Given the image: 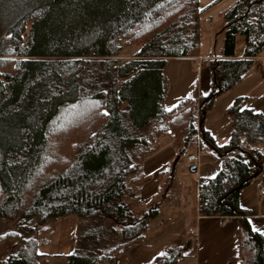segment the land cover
Instances as JSON below:
<instances>
[{
  "label": "trees",
  "instance_id": "1",
  "mask_svg": "<svg viewBox=\"0 0 264 264\" xmlns=\"http://www.w3.org/2000/svg\"><path fill=\"white\" fill-rule=\"evenodd\" d=\"M200 19L199 0H0V220L16 227L0 242L18 245L1 264H45L49 220L70 215L76 244L64 264H118L156 216V207L137 214L135 202L142 162L169 132L172 168L197 144L221 161L200 182L198 214L236 217L239 264H264V235L239 203L264 174V118L237 97L225 143L204 128L214 99L264 56V0H236L221 15V50L203 61L209 93L166 107L164 67L199 54ZM122 41L138 49L120 60ZM192 240L166 247L156 264H176Z\"/></svg>",
  "mask_w": 264,
  "mask_h": 264
},
{
  "label": "crops",
  "instance_id": "2",
  "mask_svg": "<svg viewBox=\"0 0 264 264\" xmlns=\"http://www.w3.org/2000/svg\"><path fill=\"white\" fill-rule=\"evenodd\" d=\"M221 47L216 53L220 52ZM235 54L241 55L237 52ZM214 55V52L203 54L199 49L198 55L174 57L168 60L164 67L167 77L166 107L175 104L194 89L198 95L209 93L212 75L210 67L203 61ZM262 57L257 58L259 61L255 59L250 71L239 82L217 96L210 110L207 111L204 128L218 144L225 143L229 138L231 119L226 115V109L237 97H247L245 106L262 114L264 118ZM173 60H184L188 63L184 70L174 72V68L169 67ZM157 144L158 149L142 162L144 179L141 180L139 188V200L135 202L137 214L146 213L153 207H156L157 213L155 218L147 219L146 236L132 240L121 247L118 264H156L157 257L166 247L185 243L190 238L193 240L186 250L190 246L195 249L184 252L176 264H190L191 259H194L193 264H239L238 219L236 217H206L198 214L200 182L204 178L215 176L221 169V161L202 149L199 160L194 163L195 171H190L191 164L182 157L172 168L176 152L172 146L170 132L159 137ZM164 168L166 169L159 171ZM166 172L169 174L166 190H171L170 194H164L160 199L155 200V193L161 189L159 176L161 174L163 176ZM239 203L247 213L251 229L264 235V174L240 189ZM71 217L73 228L76 223L74 215L60 217V219L67 220ZM72 228L69 230L70 234H72ZM55 229L50 242L43 245L52 244L54 241L60 247L63 246L62 223L56 221ZM67 241L70 242V247L65 255L75 249V240ZM49 251L47 253L40 251V253L53 254Z\"/></svg>",
  "mask_w": 264,
  "mask_h": 264
},
{
  "label": "rangeland",
  "instance_id": "3",
  "mask_svg": "<svg viewBox=\"0 0 264 264\" xmlns=\"http://www.w3.org/2000/svg\"><path fill=\"white\" fill-rule=\"evenodd\" d=\"M236 0H199V8L201 12V19H200V51L203 54H208L209 52H217L219 48L221 47V44L223 43V34L220 31L221 28V15L228 10L231 6L235 4ZM207 19V21H205ZM244 46V37L240 34L236 37V52L241 53L240 51L243 49ZM137 47H130L125 46L122 41V51L120 55H118L116 58L123 60L125 58H130L133 56L135 51H137ZM259 61V59H257ZM187 61L184 60H173L171 61L170 68H174L175 71H182L185 69V66L187 65ZM194 76L195 73L193 72ZM192 82V81H191ZM210 110V109H209ZM208 110V111H209ZM227 115V114H226ZM166 168L159 170L163 171ZM158 172V171H157ZM194 174V173H193ZM157 175V174H156ZM161 177V178H160ZM160 180V187L159 191L155 193V200L160 199L162 195L170 194L171 190H166V186L169 183V174L166 172L163 176L162 174L159 176ZM72 217L68 218L67 220H61L60 218L50 219L49 220V228L48 231L45 232L44 237L49 238V242L51 239V235L54 233L55 224L62 223L63 225V246L60 247L58 244H56L54 241L52 244L49 245H40L39 248L41 252L47 253L53 252V254L45 255L44 259L45 264H64L65 263V257L61 255H65L66 252H68V248L70 247V242H68V239H74V244H76V223H74L72 228ZM13 220H6L1 219L0 220V234L5 233L9 229H15ZM72 230V234L69 230ZM115 240V239H114ZM72 241V240H70ZM48 242V243H49ZM69 243V244H68ZM116 241H113L111 239L110 245L107 244V246H113L115 245ZM68 244V245H67ZM18 245L15 244L13 241H2L0 242V264L3 261H6L7 258L11 255H14L17 250ZM195 249V247L190 246L185 252H189L190 250ZM194 263V259H191L190 264ZM44 264V263H43Z\"/></svg>",
  "mask_w": 264,
  "mask_h": 264
},
{
  "label": "built area",
  "instance_id": "4",
  "mask_svg": "<svg viewBox=\"0 0 264 264\" xmlns=\"http://www.w3.org/2000/svg\"><path fill=\"white\" fill-rule=\"evenodd\" d=\"M262 60H263L262 70L264 71V56L262 57ZM201 152H202V148L200 147L199 144H197V147L193 152H183L181 157L185 158L188 163L194 164L196 161L199 160Z\"/></svg>",
  "mask_w": 264,
  "mask_h": 264
},
{
  "label": "water",
  "instance_id": "5",
  "mask_svg": "<svg viewBox=\"0 0 264 264\" xmlns=\"http://www.w3.org/2000/svg\"><path fill=\"white\" fill-rule=\"evenodd\" d=\"M189 169H190V171H195L196 165L195 164H191Z\"/></svg>",
  "mask_w": 264,
  "mask_h": 264
},
{
  "label": "snow or ice",
  "instance_id": "6",
  "mask_svg": "<svg viewBox=\"0 0 264 264\" xmlns=\"http://www.w3.org/2000/svg\"><path fill=\"white\" fill-rule=\"evenodd\" d=\"M161 255H163V253H161Z\"/></svg>",
  "mask_w": 264,
  "mask_h": 264
}]
</instances>
